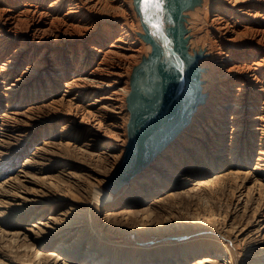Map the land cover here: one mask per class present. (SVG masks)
I'll return each instance as SVG.
<instances>
[{
	"label": "bare ground",
	"instance_id": "obj_1",
	"mask_svg": "<svg viewBox=\"0 0 264 264\" xmlns=\"http://www.w3.org/2000/svg\"><path fill=\"white\" fill-rule=\"evenodd\" d=\"M0 264H264V0H0Z\"/></svg>",
	"mask_w": 264,
	"mask_h": 264
},
{
	"label": "snow or ice",
	"instance_id": "obj_2",
	"mask_svg": "<svg viewBox=\"0 0 264 264\" xmlns=\"http://www.w3.org/2000/svg\"><path fill=\"white\" fill-rule=\"evenodd\" d=\"M165 0H141L142 10L147 11L150 8L163 9Z\"/></svg>",
	"mask_w": 264,
	"mask_h": 264
},
{
	"label": "rangeland",
	"instance_id": "obj_3",
	"mask_svg": "<svg viewBox=\"0 0 264 264\" xmlns=\"http://www.w3.org/2000/svg\"><path fill=\"white\" fill-rule=\"evenodd\" d=\"M134 63H137V62H132V63L129 65V71L132 69ZM130 73H131V72H130ZM230 130H231V129L229 128L228 131H230ZM119 179H120L119 177H117V176L114 175L113 178H111V182H112V184L116 185V183H117V181H118Z\"/></svg>",
	"mask_w": 264,
	"mask_h": 264
}]
</instances>
